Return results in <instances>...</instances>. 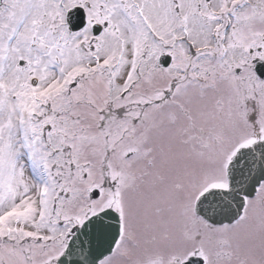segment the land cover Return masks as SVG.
I'll use <instances>...</instances> for the list:
<instances>
[{
    "label": "snow or ice",
    "instance_id": "obj_1",
    "mask_svg": "<svg viewBox=\"0 0 264 264\" xmlns=\"http://www.w3.org/2000/svg\"><path fill=\"white\" fill-rule=\"evenodd\" d=\"M0 264H264V0H0Z\"/></svg>",
    "mask_w": 264,
    "mask_h": 264
}]
</instances>
